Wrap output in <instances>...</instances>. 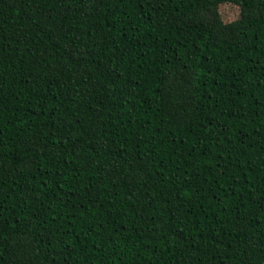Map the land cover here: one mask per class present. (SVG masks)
I'll return each mask as SVG.
<instances>
[{
  "label": "trees",
  "instance_id": "16d2710c",
  "mask_svg": "<svg viewBox=\"0 0 264 264\" xmlns=\"http://www.w3.org/2000/svg\"><path fill=\"white\" fill-rule=\"evenodd\" d=\"M0 264H264V0H0Z\"/></svg>",
  "mask_w": 264,
  "mask_h": 264
},
{
  "label": "rangeland",
  "instance_id": "374dc122",
  "mask_svg": "<svg viewBox=\"0 0 264 264\" xmlns=\"http://www.w3.org/2000/svg\"><path fill=\"white\" fill-rule=\"evenodd\" d=\"M220 12L224 20L231 21L239 17L240 8L232 3H225L220 6Z\"/></svg>",
  "mask_w": 264,
  "mask_h": 264
}]
</instances>
